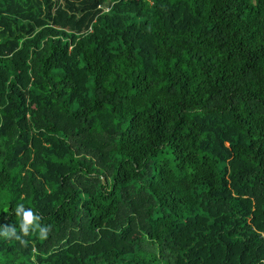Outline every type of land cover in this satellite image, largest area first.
Returning <instances> with one entry per match:
<instances>
[{"label":"trees","instance_id":"obj_1","mask_svg":"<svg viewBox=\"0 0 264 264\" xmlns=\"http://www.w3.org/2000/svg\"><path fill=\"white\" fill-rule=\"evenodd\" d=\"M0 264H264V0H0Z\"/></svg>","mask_w":264,"mask_h":264},{"label":"clouds","instance_id":"obj_2","mask_svg":"<svg viewBox=\"0 0 264 264\" xmlns=\"http://www.w3.org/2000/svg\"><path fill=\"white\" fill-rule=\"evenodd\" d=\"M18 218L19 227L0 225V238L5 240H16L26 244V237L33 233L38 234L42 239L47 238L50 226L42 223V217L32 208H26L23 203H17L13 209Z\"/></svg>","mask_w":264,"mask_h":264}]
</instances>
